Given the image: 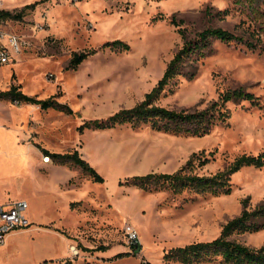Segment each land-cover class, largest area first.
<instances>
[{
	"label": "rangeland",
	"instance_id": "rangeland-1",
	"mask_svg": "<svg viewBox=\"0 0 264 264\" xmlns=\"http://www.w3.org/2000/svg\"><path fill=\"white\" fill-rule=\"evenodd\" d=\"M38 2L34 8H25ZM0 10H23L20 20L0 21V28L30 43L15 56V62L0 68V83L6 79L0 92L20 85L29 96H56L74 111L69 115L0 100V128L12 138L11 150L27 164L34 155L28 148L31 143L62 154L80 147L84 152L81 156L91 157L105 178L103 184L94 182L100 197L97 222L80 228L82 252L73 259L76 264H181L165 262V253L218 238L224 225L242 213L245 200L249 209L264 203V168H243L232 176L231 194L221 196L190 191L181 195L149 193L121 185L134 172L174 173L202 151L211 161L197 168L200 175L215 174L244 154L264 153L263 21L247 6L234 0H0ZM208 28L231 31L258 48L250 49L241 41H214L207 55L191 68L195 77H179L158 99V105L203 109L223 92L244 87L261 100L262 107L247 101L229 103V123L204 137L176 136L149 125L134 129L130 124L80 131L88 120L106 119L145 99L183 47L180 29L193 38ZM115 40L128 43L130 50L101 49ZM91 49L98 51L76 69L70 67L74 52ZM11 126L18 131L8 130ZM1 141L0 136V146ZM3 152L0 170L10 164ZM7 197L14 200L16 196L9 182L1 181L0 200ZM126 223L134 224L141 235L142 248L136 255L124 233ZM232 239L260 248L264 246V229L235 233ZM102 246L108 249L100 251ZM119 252L130 255L118 257Z\"/></svg>",
	"mask_w": 264,
	"mask_h": 264
},
{
	"label": "trees",
	"instance_id": "trees-1",
	"mask_svg": "<svg viewBox=\"0 0 264 264\" xmlns=\"http://www.w3.org/2000/svg\"><path fill=\"white\" fill-rule=\"evenodd\" d=\"M237 5H244L261 19L264 31V0H234ZM37 4L27 5L25 8H34ZM209 16L213 14L207 11ZM24 16L23 10L18 13L10 10H0V21L20 20ZM172 23L179 26L176 20ZM185 43L178 50L168 64L162 79L154 89L146 94L145 99L135 107L122 109L106 119L86 121L79 129L106 130L118 125L130 124L132 128H141L149 125L153 130L176 136L204 137L221 125L229 123L231 110L229 103L250 102L254 106L262 107L261 100L244 87H237L223 92L218 99L211 101L203 109L176 110L158 105V99L170 87L177 84L179 77L185 76L189 79L195 77L191 68L199 63L210 51L214 41L223 43L241 41L250 49H257L254 42L240 38L231 31L223 28H208L199 32L193 38H189L186 32L180 29ZM110 48L116 51H128L130 45L122 40L107 42L101 49ZM97 49L74 52L70 61V67L76 69L89 57L97 53ZM21 86L13 85L10 90L0 92V100L11 99L18 105L31 104L40 106L42 110L56 109L69 115H73V109L59 102L56 96L48 99H39L37 96H29L21 90ZM36 146L41 152L50 157L56 164L78 167L88 174L95 182L104 183V177L85 160L78 150L69 153H55L42 147ZM210 155H213L210 154ZM211 161L205 151L194 153L185 165L174 173L152 172L146 175L127 177L121 185L134 186L145 192L169 191L174 195H181L190 191L195 195H229L233 190L232 176L245 167L264 168V153L255 156L244 154L236 158L224 169L212 175H200L197 168L207 165ZM243 211L234 219L224 225L221 235L206 242H193L185 246L171 248L164 255L165 262H179L181 264H197L213 262L218 260L220 264H264V246L260 248L249 247L232 236L235 233H255L264 229V203L254 209L248 208V200L243 202ZM108 247L102 246L100 251H106ZM140 248H134V255ZM130 253L118 257L129 256Z\"/></svg>",
	"mask_w": 264,
	"mask_h": 264
},
{
	"label": "crops",
	"instance_id": "crops-1",
	"mask_svg": "<svg viewBox=\"0 0 264 264\" xmlns=\"http://www.w3.org/2000/svg\"><path fill=\"white\" fill-rule=\"evenodd\" d=\"M2 81L0 86L5 84L6 79ZM8 130L18 131L16 126ZM6 132V129L0 128V151L8 154L5 156L10 164L0 170V184L7 180L16 197L13 200L8 198L11 193L7 194V198L0 200V207L18 201L28 202L30 225L8 234L5 243L0 245V264H76L77 260L71 257L70 246L79 247L80 228L83 225L90 227L97 222L100 197L95 181L78 167L56 164L50 157L49 161H45L47 156L32 143L28 148L34 155L26 164L18 154L13 156L10 153L12 138ZM76 150L84 155L80 147ZM83 158L99 171L91 157ZM145 174L147 172H134L127 177ZM101 254L108 255L104 252Z\"/></svg>",
	"mask_w": 264,
	"mask_h": 264
},
{
	"label": "built area",
	"instance_id": "built-area-1",
	"mask_svg": "<svg viewBox=\"0 0 264 264\" xmlns=\"http://www.w3.org/2000/svg\"><path fill=\"white\" fill-rule=\"evenodd\" d=\"M28 40L20 35L0 28V68L15 62V56L22 53L29 46ZM29 204L26 201H18L9 206L0 207V245L4 244L9 233L14 230L26 228L30 225L27 217ZM124 233L128 245L134 248H142L141 235L138 228L131 223H126ZM72 259L81 256V250L77 245L70 246Z\"/></svg>",
	"mask_w": 264,
	"mask_h": 264
},
{
	"label": "bare ground",
	"instance_id": "bare-ground-1",
	"mask_svg": "<svg viewBox=\"0 0 264 264\" xmlns=\"http://www.w3.org/2000/svg\"><path fill=\"white\" fill-rule=\"evenodd\" d=\"M10 153H11L13 156H17V155H16V152H15L13 149H12V152L10 151ZM45 159H46V161H49V160H50L49 158H48V159L45 158Z\"/></svg>",
	"mask_w": 264,
	"mask_h": 264
}]
</instances>
